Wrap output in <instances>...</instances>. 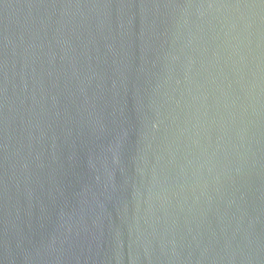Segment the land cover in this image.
<instances>
[{
  "label": "water",
  "instance_id": "95a60500",
  "mask_svg": "<svg viewBox=\"0 0 264 264\" xmlns=\"http://www.w3.org/2000/svg\"><path fill=\"white\" fill-rule=\"evenodd\" d=\"M0 264H264V0H0Z\"/></svg>",
  "mask_w": 264,
  "mask_h": 264
}]
</instances>
